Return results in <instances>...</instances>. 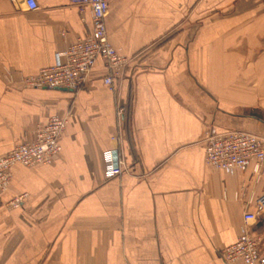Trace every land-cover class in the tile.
I'll return each mask as SVG.
<instances>
[{
    "label": "crops",
    "instance_id": "crops-1",
    "mask_svg": "<svg viewBox=\"0 0 264 264\" xmlns=\"http://www.w3.org/2000/svg\"><path fill=\"white\" fill-rule=\"evenodd\" d=\"M38 1L0 0V158L71 118L51 163L12 166L0 264H248L221 255L264 179L209 165L206 135L264 136V0H109L110 42L131 60L118 92L103 60L78 91L25 84L94 27L91 8ZM109 149L125 170L107 178ZM250 227L264 241V211Z\"/></svg>",
    "mask_w": 264,
    "mask_h": 264
},
{
    "label": "built area",
    "instance_id": "built-area-1",
    "mask_svg": "<svg viewBox=\"0 0 264 264\" xmlns=\"http://www.w3.org/2000/svg\"><path fill=\"white\" fill-rule=\"evenodd\" d=\"M17 1V0H13ZM26 8L35 11L38 0H25ZM78 5L81 13L88 8L93 10L92 20L94 27L87 36H80L75 42L67 45L64 50L57 53L56 61L49 67L40 69L35 75H24V82L30 88H70L79 90L84 87L91 76L98 60L107 64L105 84L118 92L117 82L123 77L125 68L131 61L112 46L107 31L106 15L109 13V0H69ZM84 20V17H82ZM127 106L120 102L117 113L125 117ZM70 114L59 116L54 114L50 119L41 123L35 130V137L27 139L16 145L14 150L0 158V197L9 187L13 179L12 166L16 162L26 166L49 164L54 160L56 153L61 151V138ZM206 145L207 163L217 168H223L230 173L237 172L252 166V176L255 180L264 179V136L248 131L235 129L221 131L211 126L207 132ZM119 141V136L113 137ZM105 170L107 178L119 176L124 173L123 161H118L112 149L104 152ZM24 196H16L10 204L16 206L23 203ZM257 212L248 210L244 213L246 225L243 234L233 244L222 250V257L228 263L243 260L248 264H264V241L256 237L251 231L258 215L264 211V192L256 199Z\"/></svg>",
    "mask_w": 264,
    "mask_h": 264
},
{
    "label": "rangeland",
    "instance_id": "rangeland-1",
    "mask_svg": "<svg viewBox=\"0 0 264 264\" xmlns=\"http://www.w3.org/2000/svg\"><path fill=\"white\" fill-rule=\"evenodd\" d=\"M225 131H227V130H225ZM240 131V130H239ZM245 131H247V130H245Z\"/></svg>",
    "mask_w": 264,
    "mask_h": 264
},
{
    "label": "water",
    "instance_id": "water-1",
    "mask_svg": "<svg viewBox=\"0 0 264 264\" xmlns=\"http://www.w3.org/2000/svg\"><path fill=\"white\" fill-rule=\"evenodd\" d=\"M66 88H67V87H66ZM66 88H65V89H66Z\"/></svg>",
    "mask_w": 264,
    "mask_h": 264
}]
</instances>
